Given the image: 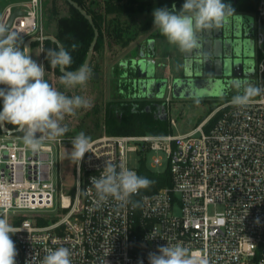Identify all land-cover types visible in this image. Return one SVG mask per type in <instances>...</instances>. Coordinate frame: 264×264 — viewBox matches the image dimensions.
Wrapping results in <instances>:
<instances>
[{"label": "built area", "instance_id": "obj_1", "mask_svg": "<svg viewBox=\"0 0 264 264\" xmlns=\"http://www.w3.org/2000/svg\"><path fill=\"white\" fill-rule=\"evenodd\" d=\"M16 10L22 14L10 28L22 41L38 37L43 51L44 0L9 5L0 23L7 24ZM254 14L258 48L264 52V0ZM263 71L264 56L257 68L261 88ZM167 90L172 92L171 81ZM231 100L186 133L91 139L90 152L76 162L74 191L60 194L64 216L44 224L38 222L44 216L39 211L55 206L64 139L45 142L41 152L33 153L23 144V132L5 124L8 131L0 133V216L19 230L11 234L16 264H40L47 249L59 246L71 250L72 264H149L148 254L167 243L183 244L208 264H264V93L243 108ZM169 121L177 123L173 117ZM129 152H138L141 163L151 156L154 167L162 164L159 153L164 152L171 184L150 193L139 190L127 204L99 201L91 178L100 176L106 161L137 173Z\"/></svg>", "mask_w": 264, "mask_h": 264}, {"label": "clouds", "instance_id": "obj_2", "mask_svg": "<svg viewBox=\"0 0 264 264\" xmlns=\"http://www.w3.org/2000/svg\"><path fill=\"white\" fill-rule=\"evenodd\" d=\"M233 14L235 10L224 0H185L179 11L175 5L171 9H155L154 28L180 52L188 53L200 48L201 33L220 29ZM21 43L17 31L0 23V85L4 86L0 87V99L3 101L0 125L11 124L22 131L25 148L39 153L45 142H55L69 131L67 125L61 123L65 116H75L78 109L90 108L91 103L82 96L70 97L53 87L44 78V65L32 59L27 47L22 50ZM77 46L72 44V50L75 51ZM46 59L52 68L59 67L63 72L59 82L66 88L85 86L90 78L91 70L87 64L81 65L77 71L65 70L73 62L66 49H48ZM230 83L237 91L231 104L238 108L246 107L252 98L264 93V88L247 81L236 79ZM219 95L223 96V92ZM193 98L199 104L203 93L197 91ZM71 144L72 149L67 154L72 161L80 162L92 148L91 137L84 132L77 134ZM153 183L124 166L118 170V166L109 161H106L99 177L91 178L99 201L106 202L111 198L122 204L129 203L134 194ZM18 231L6 216H0V264H16L18 252L11 234ZM71 256L72 252L67 247L49 248L40 264H72ZM148 261L149 264H208L206 258L192 254L181 243L158 247L156 252L148 254Z\"/></svg>", "mask_w": 264, "mask_h": 264}, {"label": "rangeland", "instance_id": "obj_3", "mask_svg": "<svg viewBox=\"0 0 264 264\" xmlns=\"http://www.w3.org/2000/svg\"><path fill=\"white\" fill-rule=\"evenodd\" d=\"M45 2V0H44ZM60 7V15L68 13V5L64 0H58ZM45 9L43 20L46 31L49 33H55L58 28L57 18L51 15L50 10ZM113 15H108L106 19L105 27V45L97 51L95 54V64L98 66L97 81L89 78L85 86H76L74 88H66L59 82L60 76L55 75L52 71L45 68V80H47L57 90L71 96L79 95L89 100L91 103L90 108L78 109L75 116H65L64 122H66L72 130V136H76L80 132H84L86 136L91 139L99 137L104 134H109L103 123L105 116V108L111 101L121 99L119 97L121 88L119 87L120 81H129L131 78L125 74L124 64L129 59L140 58L143 56H152L153 48L157 57L156 63H161L156 66L157 75L165 76L166 66L171 68L173 78L181 76L184 68V53L180 52L177 46L170 44L166 37L161 35L158 29L154 28V16L147 13H135L133 15L121 14L117 20L112 18ZM236 23H240L239 39L237 42L244 48L245 52V74L238 78L241 81H247L258 87L259 76L257 72L258 64L260 61V49L257 44L258 25L255 19L254 13L236 12L232 16ZM244 24V25H243ZM147 25L150 31H142V27ZM115 26H121L123 28V37L116 35ZM260 29L264 31V22ZM140 31V32H139ZM136 32L139 34L130 41L129 45L123 46L122 41L125 38L134 36ZM262 52V51H261ZM264 56V52H262ZM169 59L167 60V58ZM145 58V57H144ZM32 59L37 63H40V58L37 50L34 48L32 51ZM42 62V61H41ZM45 67V64L43 62ZM116 67H120L119 71H115ZM137 87L136 94L146 95V91L142 88V81L135 82ZM62 87V90L59 87ZM226 96H221L219 93L209 95H203L200 103H195L194 95L192 96H175L172 92L169 93L166 87L158 89L156 87H149L147 89L146 98L149 102L153 103L157 107L158 114L167 121L168 130L174 134L186 133L196 127L203 118L207 117L211 110L225 102L228 99H232L237 94L236 89L229 86L226 91H223ZM223 93V94H224ZM170 95V102H166V97ZM131 96L126 94L122 99H129ZM162 106L167 109L162 111ZM176 119V125H170L169 118ZM216 119H213L206 127L208 131L214 124ZM63 122V121H62ZM97 122H100V126L97 127ZM72 144L69 143L68 138L63 142L60 149V163H59V179L57 185V192L55 195V206L53 209L39 211L44 214L41 220H45L46 223H51L64 216L66 210L59 207V199L61 193L73 192L76 186L75 168L76 162L68 158L67 151H71ZM159 155L163 157V162L159 166H153L151 156L145 162L146 167L156 172L166 171L168 168V158L164 152H160ZM129 163L131 167L139 168L141 165V159L138 152H129ZM221 210L219 206L216 208ZM209 211L213 213L215 208L210 206ZM29 216L33 213L31 211H22ZM11 223V222H10Z\"/></svg>", "mask_w": 264, "mask_h": 264}, {"label": "trees", "instance_id": "obj_4", "mask_svg": "<svg viewBox=\"0 0 264 264\" xmlns=\"http://www.w3.org/2000/svg\"><path fill=\"white\" fill-rule=\"evenodd\" d=\"M68 5V13L60 15V7L58 0H45V9L50 10L51 15L57 18L58 28L54 36L61 42L64 49H66L72 56V64L67 68L69 71L79 69L84 64L89 47L93 41L95 30L86 16L69 1L64 0ZM85 11H87L93 18L94 23L99 31L97 43L95 45L91 60L88 67L91 70L90 78L97 81L99 68L95 64V54L101 50L105 45V27L106 19L108 15H113L112 18L117 20L121 14L133 15L135 13H147L153 15V12L157 8L167 7L169 9L175 5L176 10L179 11L185 2V0H74ZM225 3L231 4L235 12L256 13L258 10L260 0H224ZM45 10V11H46ZM118 21V20H117ZM119 22V21H118ZM116 35L123 37V28L121 26H115ZM142 31H150L145 25L142 27ZM140 32V31H139ZM136 32L134 36L123 39L122 45H129L130 41L136 38L139 34ZM40 40H34L31 43V49L40 44ZM77 44L75 51L72 50L71 45ZM25 47V41H22V50ZM48 49L60 50L57 42L51 39L43 40L42 59L45 64V68L52 71L57 76H62L63 72L59 67L52 68L46 59V52ZM263 58V54L260 51V59ZM125 74L131 79L129 81H120L119 87L121 92L119 97L121 99L111 101L105 108V116L103 123L109 134H165L169 132L167 121L162 118L158 113L153 110V103L149 102L146 96L137 95V87L134 83V78L138 73L135 67L132 66L131 60H127L123 65ZM120 67H116L115 71H119ZM263 83H264V71H263ZM0 87H4L0 85ZM62 90V87H59ZM129 94L131 98L122 99ZM226 96V94H223ZM68 96L71 97V93L68 92ZM3 101L0 99V110H2ZM216 106L211 110V112ZM210 112V113H211ZM209 113V114H210ZM204 119V118H203ZM202 119V120H203ZM213 119H216L214 116ZM201 120V121H202ZM62 125H69L66 122H61ZM6 124V123H5ZM10 128H15L11 124H6ZM100 126V122H97V127ZM2 132V126L0 125V133ZM72 130L69 129L62 138L65 140L68 138L69 143L74 138L72 136ZM137 174L142 177H146L154 183L146 189H140L141 193H150L158 190L161 187L171 184V173L167 168L166 171L156 172L146 167L145 162H142L138 168ZM39 223H46L45 220H38Z\"/></svg>", "mask_w": 264, "mask_h": 264}, {"label": "water", "instance_id": "obj_5", "mask_svg": "<svg viewBox=\"0 0 264 264\" xmlns=\"http://www.w3.org/2000/svg\"><path fill=\"white\" fill-rule=\"evenodd\" d=\"M69 3L73 4L78 8L90 21L95 30V35L93 41L89 47V51L86 57L84 64H89L95 45L98 40L99 31L94 23L92 16L85 11L76 1L67 0ZM21 10L14 11L7 22V25L11 27L14 18L17 15H21ZM235 15V14H233ZM230 23L229 18L226 22L223 23L220 29L212 30L211 32H204L199 35L200 48L194 49L191 52L184 53V68L183 75L171 78L168 75L158 76L156 66L161 63H156L154 59V48L152 56H143L140 58L130 59L132 66L137 70V77L134 78V83L142 81V88L146 91L152 86L158 89L163 87L167 88V85L171 81L172 84V93L177 96H192L197 91H201L203 95L210 94L212 90L217 87V84L223 83L225 80H236L245 74L244 70V60L241 57H234L229 54L225 55V50L232 48L233 50H241L242 45L240 46L237 42L239 39V33H236V39L234 37H229L228 25ZM51 39L59 45L60 49L63 48L61 42L57 39L56 36L48 34L43 37V39ZM34 40H39L38 37L29 38L25 41V47L28 48L29 54L31 55V43ZM145 57V58H144ZM83 64V65H84ZM66 71H69L65 69ZM78 70V69H77ZM74 70V71H77ZM233 76L235 78H233ZM209 92V93H208ZM163 112L166 111V107L163 106ZM3 131H8V128L5 124L1 125Z\"/></svg>", "mask_w": 264, "mask_h": 264}, {"label": "flooded vegetation", "instance_id": "obj_6", "mask_svg": "<svg viewBox=\"0 0 264 264\" xmlns=\"http://www.w3.org/2000/svg\"><path fill=\"white\" fill-rule=\"evenodd\" d=\"M229 20H230V23H229V25H228V33H229V37H234L235 35H236V33H239L241 30H240V26H241V24L240 23H236V20L231 16V17H229ZM244 25V24H243ZM237 37L235 36L234 37V40L236 39ZM235 45H237V41L235 42ZM229 54H231V55H233L234 57H241V58H243V60H244V57H245V52H244V48L242 47V49L241 50H233L232 48H228V51L227 52H225V55H229ZM246 63H245V60H244V65H245ZM244 70H245V66H244ZM182 75H183V72H182ZM233 78H235L234 76H233ZM231 81H233V80H225L223 83H220V84H217V87H215L213 90H212V92H210V94L211 95H213V94H216V93H220L221 91L223 92V91H226L227 90V88L229 87V86H231ZM209 93V92H208ZM224 93V92H223ZM225 94V93H224ZM157 106V105H156ZM156 106H154L153 107V110H155V112L156 113H158L157 112V107ZM162 110H163V106H162Z\"/></svg>", "mask_w": 264, "mask_h": 264}, {"label": "crops", "instance_id": "obj_7", "mask_svg": "<svg viewBox=\"0 0 264 264\" xmlns=\"http://www.w3.org/2000/svg\"><path fill=\"white\" fill-rule=\"evenodd\" d=\"M28 0H0V21L5 13V10L6 8L9 6V5H23L27 2ZM236 13V12H235ZM45 33L46 35L48 34H51V35H54L55 33H49L46 31V28H45ZM38 54H39V58H40V63L43 64V59H42V50H41V44H39L38 46L34 47ZM31 49V57H32V51L33 49ZM228 49L225 50V52H227ZM154 59H156L157 61V57L156 55L154 54ZM169 59V57L167 58V60ZM42 61V62H41ZM172 72H171V68L169 66H166V74L165 75H168L170 77H172Z\"/></svg>", "mask_w": 264, "mask_h": 264}]
</instances>
